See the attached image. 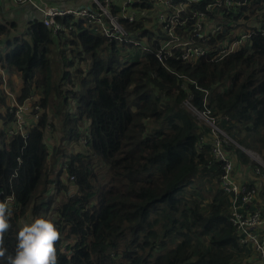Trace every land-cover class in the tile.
<instances>
[{
	"label": "trees",
	"instance_id": "16d2710c",
	"mask_svg": "<svg viewBox=\"0 0 264 264\" xmlns=\"http://www.w3.org/2000/svg\"><path fill=\"white\" fill-rule=\"evenodd\" d=\"M204 5L195 8L204 11ZM263 9L264 0H247L229 14H216L225 11L223 5L207 13L225 34L204 43L196 37L201 45L250 31L247 46L217 61L210 54L186 61L180 48L159 60L156 41L150 52L130 51L128 43L78 22L64 34L35 18L18 33L14 22L0 16L6 47L0 68L21 80L13 94L7 78L9 95L0 73V188L14 195L18 208L8 215L6 255L14 254L21 219L44 217L60 232L58 264H251L256 254L239 242L230 196L219 187L221 163L210 152V140L203 141L208 126L191 108L206 107L217 119L233 140L225 144L228 155L248 162L236 143L264 159V33L253 27ZM181 18L187 27L194 23L188 10ZM122 24L129 31L143 26L142 21ZM52 52L66 68L60 85L52 81ZM62 84L71 88L63 90ZM53 93L62 103L54 102ZM32 96L42 111L37 122L26 137L8 135L15 120L12 98L21 104ZM49 118L58 121L62 138L87 140L88 150L69 154L66 161L74 193L59 177L61 168L50 177L59 146L51 156L44 141L55 123ZM50 183L55 191L46 196ZM258 197L256 204H263L264 186Z\"/></svg>",
	"mask_w": 264,
	"mask_h": 264
},
{
	"label": "built area",
	"instance_id": "2783aa9c",
	"mask_svg": "<svg viewBox=\"0 0 264 264\" xmlns=\"http://www.w3.org/2000/svg\"><path fill=\"white\" fill-rule=\"evenodd\" d=\"M10 1L15 4H31L41 14L40 20L43 24L54 33L66 34L74 28V23L78 22L109 40L116 41L121 45L128 43L132 48L142 51H152L151 43L156 41L158 47L155 55L159 60L170 57L171 50L174 48H182L181 58L186 61H196L206 54H210L211 58L216 60L233 52L234 48L239 49L243 42L246 43V38L250 33V31L248 33L239 32L240 34L236 37L227 34L212 45L200 46L193 41L176 38L173 35L175 22L179 18L177 14L188 10L194 23L187 27V20L180 18L178 22L183 28V32L193 30L195 37H203L204 41H210L211 38L219 35L222 36L225 34L224 27L218 21L211 19L207 13L215 12L216 8L223 5L225 11L217 10L216 14L220 16L222 13L229 14L232 7L238 9L247 3V0H88L87 3H78L71 7H62L49 3L47 0ZM202 2L205 3L204 11H199L195 8V4ZM64 18H70V20L65 22L62 20ZM137 20H142L143 26L135 31L127 30L122 24L123 21L137 22ZM147 24H151V27H147ZM253 27L264 33V9L253 21ZM145 31L146 34H144ZM171 44H176L177 47L169 48ZM0 73L3 80L2 87L10 95L7 86L8 74L4 68H0ZM9 108L15 109V120L12 122V126L6 129L7 134L26 137L28 129L37 122L39 116L40 107L37 98L32 96L18 104L16 98L13 97ZM191 110L195 115L201 112L209 125V131L203 137V141L210 140L211 153L221 163L220 185L223 184L222 189L230 196V221L235 228L238 240L241 244L254 250L256 258L251 261V264H264V207L261 203L256 204L258 188L264 186V162L259 156L252 155L253 163L248 161L247 166L243 165L242 168L247 173L238 176L245 182L233 181L231 184H227L230 177L223 175L233 170V165L232 161L229 162L227 159L228 153L224 147L225 144L233 142V140L221 129L217 119L210 116L208 108L205 107L203 111L193 108ZM81 139H84L86 144V138H79L78 141ZM235 145L238 144L235 143ZM67 159L68 156L61 163L62 170L65 172ZM252 169L253 172L250 173L249 171ZM54 172H59L58 168ZM244 175L245 178H243ZM68 179L71 183V176ZM0 202L8 203L10 208L8 215H12L18 210L14 195L5 193L2 188H0ZM258 205H262V207L260 208ZM21 223H25V220H22Z\"/></svg>",
	"mask_w": 264,
	"mask_h": 264
},
{
	"label": "rangeland",
	"instance_id": "374dc122",
	"mask_svg": "<svg viewBox=\"0 0 264 264\" xmlns=\"http://www.w3.org/2000/svg\"><path fill=\"white\" fill-rule=\"evenodd\" d=\"M171 13H172V11H171ZM177 16L179 18L175 22V27H174V31H173L174 37H176V38H183L184 40L193 41L195 44H198L200 46L201 44L199 42H197V39L194 36L195 35V32L193 30H191V34L194 37H185L184 35H182V34L179 35V34H177L175 32L176 29H179V30L182 31V33H184L183 32V28L179 25V22H178V20L181 18V13H178ZM23 28L24 27H21V28L18 27V29H19L18 30V33H22V29ZM184 30H186V29H184ZM189 33L190 32H186V34H188V35H189ZM3 39H4V37H2L0 39V54L1 55L6 52V47L3 44V42H4ZM204 39L205 38L202 39L203 40L202 43H204ZM244 46H247V44L245 42H243L242 46H240L239 49L234 48L233 49V52H235L236 50H240ZM171 47H177V45L176 44H171V46H169V48H171ZM63 49L65 50L67 56L70 55V53H69L70 48L68 46H64ZM72 49L73 48H72V45H71V50ZM181 50H182V48H181ZM182 52H183V50H182ZM51 55H52L51 56V65H52L51 74H52V81H53L54 84L60 85V80H61L62 74L64 73V71L66 70V68L64 66V62L59 57H56L54 52H52ZM219 59H221V58H219ZM219 59H216V60L212 59V60L217 61ZM84 64L85 63H82L80 66L82 68H84ZM69 70L72 71L73 69L71 68ZM54 84H53V86H54ZM67 87L68 88H71L69 85H67ZM67 87H66V84H62V86H61V88L63 90H65ZM52 97H53L55 103H57V102H58V104L59 103H62L61 96H59L58 94L53 93ZM72 103H73V101L72 100H69V102L66 104V107L68 108V110H69L70 113L73 112V110H74L73 109V106H72ZM41 113H42V111L40 109L39 115H41ZM196 119L201 124H205L206 126L209 127V125L207 124L204 116L201 115V112L198 113V114H196ZM49 120H52V121L55 122L54 125H53V127H52V131L51 130H48L47 132H45V136H44V141H45V143H46V145L48 147L49 154H51V156H52L56 152V151H54L56 149V147L59 146L58 152H57L56 157H55L54 165L52 166V172L50 174V177H53V176H56L59 173V172L58 173H55L54 171L59 166H61L60 165V161H65L66 160V157L69 154L76 153V152H78V150L87 151L88 150V145H87V140H86V144H85V140L84 139H81L79 141H73V140H66V138H62L63 132L60 129V126L58 125V121L56 119H54V118H49ZM236 147H238L247 156L248 161L251 164L253 163V161H252V155H257L256 157L259 156L261 158V160L264 162V159H263L262 154L260 152L258 153L257 151H253L251 149L250 150L249 149H243L242 147H240L238 145H236ZM210 152H211V148H210ZM51 156H48L47 157V164H50L51 163ZM227 159L229 160V162L232 161V165H233V170H230V171L226 172L223 175V176H226V177H230V180L227 182V184H231L233 181H240L241 183H244L245 181H243L242 179L238 178V176H241L242 174L247 173V171L242 170L243 165L244 166H247V163L240 162L237 159V157H235V155L230 156V155L227 154ZM61 169H62V166H61ZM249 172L252 173L253 172V169L250 170ZM221 174H222V168H221ZM59 177L62 180H66L67 181V183L69 185L68 192L69 193H74L75 190H76V187L70 183L69 179H66V175L63 174V173H61ZM219 185H220V181H219ZM221 186H223V184H221L219 187H221ZM54 191H55V188L50 183V187H49V190H48L46 196H50ZM257 199H259L258 196H257ZM54 204H55V202L52 204V207L54 206ZM258 207L261 208L262 205H258ZM52 213H53V210L50 209L49 212H48V216L50 214H52ZM24 219L25 218H22L21 220H24ZM23 224L24 223L20 224L21 227H22Z\"/></svg>",
	"mask_w": 264,
	"mask_h": 264
},
{
	"label": "clouds",
	"instance_id": "9594fccd",
	"mask_svg": "<svg viewBox=\"0 0 264 264\" xmlns=\"http://www.w3.org/2000/svg\"><path fill=\"white\" fill-rule=\"evenodd\" d=\"M133 49L137 48H131L130 51ZM62 162L60 161V165ZM60 168L61 166L58 170ZM62 172L66 173L63 170ZM8 213H10L8 203L0 202V260H3L5 264H58L56 244L60 240V232L51 219L44 217H37L30 223L24 219L26 223L16 234L17 243L14 254L6 255L4 237L11 227Z\"/></svg>",
	"mask_w": 264,
	"mask_h": 264
},
{
	"label": "crops",
	"instance_id": "0c3cea01",
	"mask_svg": "<svg viewBox=\"0 0 264 264\" xmlns=\"http://www.w3.org/2000/svg\"><path fill=\"white\" fill-rule=\"evenodd\" d=\"M49 3H53L62 7H71L76 4L87 3L88 0H47ZM0 16L7 21L14 22L17 27H26L28 22L32 19L41 18L39 11L31 4H15L10 0H0ZM147 27H151V24H147ZM23 28V29H24ZM22 29V30H23ZM8 74V82L11 84V93L18 94L21 87V80L16 72L5 69ZM10 86V85H9ZM246 176L244 175L243 178Z\"/></svg>",
	"mask_w": 264,
	"mask_h": 264
}]
</instances>
